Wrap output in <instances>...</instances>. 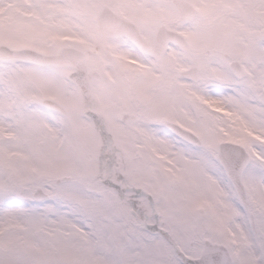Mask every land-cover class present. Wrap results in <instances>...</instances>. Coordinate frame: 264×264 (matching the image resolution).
Masks as SVG:
<instances>
[{
  "label": "snow or ice",
  "instance_id": "snow-or-ice-1",
  "mask_svg": "<svg viewBox=\"0 0 264 264\" xmlns=\"http://www.w3.org/2000/svg\"><path fill=\"white\" fill-rule=\"evenodd\" d=\"M20 3L0 264H264V0Z\"/></svg>",
  "mask_w": 264,
  "mask_h": 264
},
{
  "label": "rangeland",
  "instance_id": "rangeland-1",
  "mask_svg": "<svg viewBox=\"0 0 264 264\" xmlns=\"http://www.w3.org/2000/svg\"><path fill=\"white\" fill-rule=\"evenodd\" d=\"M20 0H0V23L20 15Z\"/></svg>",
  "mask_w": 264,
  "mask_h": 264
},
{
  "label": "water",
  "instance_id": "water-1",
  "mask_svg": "<svg viewBox=\"0 0 264 264\" xmlns=\"http://www.w3.org/2000/svg\"><path fill=\"white\" fill-rule=\"evenodd\" d=\"M132 29L134 30V26L132 25Z\"/></svg>",
  "mask_w": 264,
  "mask_h": 264
}]
</instances>
